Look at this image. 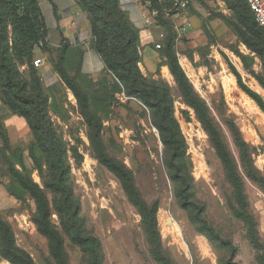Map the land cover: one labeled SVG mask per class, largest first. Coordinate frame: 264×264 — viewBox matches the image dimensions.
Instances as JSON below:
<instances>
[{
	"label": "rangeland",
	"instance_id": "rangeland-1",
	"mask_svg": "<svg viewBox=\"0 0 264 264\" xmlns=\"http://www.w3.org/2000/svg\"><path fill=\"white\" fill-rule=\"evenodd\" d=\"M165 18L177 36L179 62L208 103L229 149L239 160L231 133L235 125L264 173V53L257 49L247 22L230 0H190L186 11ZM155 23L160 34L150 44L153 52L144 51L140 31L136 42L139 92L118 69L105 67L87 75L82 68L84 50L71 48L65 39L51 44L49 31L30 60H18L10 51L13 73L25 82L28 93L37 88L43 93L47 118L65 152V184L78 204L83 229L101 239L103 264L158 263L120 177L90 140L86 110L93 104L103 122L109 155L132 171L147 201H159L163 247L175 264H261L256 256L264 250L256 251L245 224L229 207L232 189L223 161L195 109L184 101L163 55L168 28ZM38 55L45 60L42 66L34 64ZM154 88L168 92L172 104L171 117L184 147L177 160L158 125L161 109L146 93ZM25 114V105L6 86L0 66V215L12 229L15 247L32 264H88V248L75 239L64 219L53 156ZM176 164L192 177L195 199L205 206L208 221L236 246L235 256L227 245L201 232L181 205ZM246 191L264 242V190L246 177ZM38 200H44L41 210ZM0 264L13 263L0 254Z\"/></svg>",
	"mask_w": 264,
	"mask_h": 264
},
{
	"label": "trees",
	"instance_id": "trees-1",
	"mask_svg": "<svg viewBox=\"0 0 264 264\" xmlns=\"http://www.w3.org/2000/svg\"><path fill=\"white\" fill-rule=\"evenodd\" d=\"M151 1L152 7L160 11L157 16L158 24L167 27L169 32L163 48V55L181 90L184 101L195 109L223 161L226 179L232 189L228 202L229 207L233 215L245 224L251 244L257 252H260L264 250V242L256 216L251 211L246 191V177L264 190V173L255 164L250 143L244 139L241 131L234 124L231 133L238 150L239 160L229 149L220 126L211 114L208 103L195 90L179 62L176 50L177 36L170 28L169 19L164 16L166 3L159 0ZM230 1L234 9L247 22L250 32L257 38V49L264 53V27L257 22L248 1ZM78 2L88 12L93 33L92 47L103 57L106 68L118 69L136 91H141L139 85L142 81L136 70L138 57L136 42L139 37V30L131 24L127 13L120 7L119 0H78ZM47 32L46 19L38 0H0V66L4 71L5 84L12 89L14 97L25 105V115L28 117L38 140L53 156L57 174L60 175L61 179L63 192L61 208L64 211L67 226L75 239L88 248L90 252L88 264H103L101 239L83 229L77 217L78 204L72 197L71 188L65 184L68 170L65 152L61 149L52 123L47 118L43 93L39 88L34 93H28L25 82L13 73L10 61V51L18 60H30L33 57L34 47L45 40ZM75 90L77 92L78 89L75 88ZM158 90V88H154V90L146 91V93L150 102L161 109L158 125L163 132L165 142L172 147V157L177 160L184 152L183 141L178 135L176 124L171 117L172 104L168 92L163 90L161 93H157ZM92 107L93 109L87 107L86 110L90 127V140L100 157L120 177L130 199L137 208L151 256L158 264H175L163 247L158 221L159 201H147L138 188L132 171L121 161L109 155L102 135L103 122L95 113L97 104H93ZM175 167L177 195L190 219L198 225L201 232H204L211 239L227 245L231 250V256H235L236 246L232 241L224 238L216 227L208 221L204 215L205 206L195 199L192 191V177L183 171L180 164H176ZM14 196L20 199V196L15 193ZM38 201L39 210H41L44 200ZM44 226L42 224V227ZM0 254L13 264H32L29 256L19 252L15 247L12 229L1 215ZM256 258L261 264H264V254L258 253Z\"/></svg>",
	"mask_w": 264,
	"mask_h": 264
},
{
	"label": "crops",
	"instance_id": "crops-1",
	"mask_svg": "<svg viewBox=\"0 0 264 264\" xmlns=\"http://www.w3.org/2000/svg\"><path fill=\"white\" fill-rule=\"evenodd\" d=\"M44 13L50 43L59 45L64 39L71 48H82L85 53L92 48V26L88 12L77 0H38ZM120 7L127 13L131 24L140 31L144 51L151 54V43L159 39L160 30L153 21L146 25L149 11L141 0H119ZM94 50V49H93ZM96 52V51H95ZM40 56L38 55L37 58ZM45 63L43 58L42 66ZM87 72L86 68H83Z\"/></svg>",
	"mask_w": 264,
	"mask_h": 264
},
{
	"label": "built area",
	"instance_id": "built-area-1",
	"mask_svg": "<svg viewBox=\"0 0 264 264\" xmlns=\"http://www.w3.org/2000/svg\"><path fill=\"white\" fill-rule=\"evenodd\" d=\"M143 5L148 9L149 11V18L146 20V24H151L153 21L157 22V16L159 15L160 11L159 9L152 7V1L151 0H141ZM161 2H165L166 5L170 6L171 8L169 10L165 9L164 16H170L172 13L173 15L179 16L182 12L186 11L188 8V5L190 3V0H159ZM251 9L253 10L255 14V18L257 22L264 27V0H247ZM164 34H162L163 37ZM160 47V45H158ZM43 63V58L39 57L34 60V64L36 66H40Z\"/></svg>",
	"mask_w": 264,
	"mask_h": 264
},
{
	"label": "clouds",
	"instance_id": "clouds-1",
	"mask_svg": "<svg viewBox=\"0 0 264 264\" xmlns=\"http://www.w3.org/2000/svg\"><path fill=\"white\" fill-rule=\"evenodd\" d=\"M106 67L103 57L95 52L93 49H89L82 60V68H86L87 75H97L104 71Z\"/></svg>",
	"mask_w": 264,
	"mask_h": 264
}]
</instances>
